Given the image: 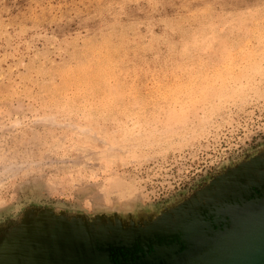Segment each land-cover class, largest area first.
Returning <instances> with one entry per match:
<instances>
[{"label":"rangeland","instance_id":"374dc122","mask_svg":"<svg viewBox=\"0 0 264 264\" xmlns=\"http://www.w3.org/2000/svg\"><path fill=\"white\" fill-rule=\"evenodd\" d=\"M261 206L264 0H0L4 264H154Z\"/></svg>","mask_w":264,"mask_h":264},{"label":"water","instance_id":"95a60500","mask_svg":"<svg viewBox=\"0 0 264 264\" xmlns=\"http://www.w3.org/2000/svg\"><path fill=\"white\" fill-rule=\"evenodd\" d=\"M224 221L217 222V229L210 230L205 236L190 238L192 244L186 240L184 250L161 260L154 256L151 260L155 259L154 264H264V206L250 208L229 223ZM91 251L87 253L92 257L95 254ZM2 253L0 264H4L2 260L8 252ZM67 255L56 258L52 264L78 263L80 255ZM10 264H21L17 254Z\"/></svg>","mask_w":264,"mask_h":264}]
</instances>
